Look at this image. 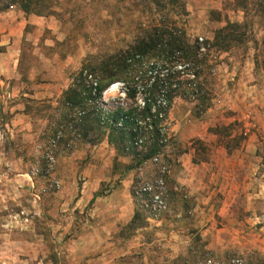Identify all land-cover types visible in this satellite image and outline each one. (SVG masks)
<instances>
[{
	"label": "rangeland",
	"instance_id": "obj_1",
	"mask_svg": "<svg viewBox=\"0 0 264 264\" xmlns=\"http://www.w3.org/2000/svg\"><path fill=\"white\" fill-rule=\"evenodd\" d=\"M78 1L73 19L28 15L42 24L24 27L18 64L24 99L12 102L0 76V264L264 259L263 193L246 191L244 169L238 170L234 193L220 190L227 179L212 175L218 163L232 159L252 160V172H264V18L244 19L234 0H183L185 15L173 19L183 23L189 38L212 41L227 22L244 25L246 20L240 30L244 39L227 52H209L201 80L208 107L179 92L158 161L139 165L133 154H118L104 136L95 145L81 132L77 136L73 117L78 110L73 114L56 89L69 88L84 58L119 48L155 16L136 8L124 12L112 0ZM7 11L21 12L17 6ZM144 65L142 71L151 70ZM134 85L128 88L134 98L114 83L92 103L103 111L141 105ZM38 86L53 87L52 97L29 98ZM184 164L205 174L207 186L196 196L172 178ZM161 167L166 170L161 201L149 206L150 198L136 193ZM137 208L141 220L131 223ZM122 214L132 218L117 222Z\"/></svg>",
	"mask_w": 264,
	"mask_h": 264
},
{
	"label": "trees",
	"instance_id": "obj_2",
	"mask_svg": "<svg viewBox=\"0 0 264 264\" xmlns=\"http://www.w3.org/2000/svg\"><path fill=\"white\" fill-rule=\"evenodd\" d=\"M111 1V0H107ZM128 12L136 8L155 16L153 23L133 39L112 51L90 55L82 61L69 88L62 93V103L73 109L75 128L95 145L104 136L120 155L133 154L137 164L155 158L167 137V118L179 92L198 102L203 109L210 102L201 84L206 57L212 50L227 52L244 39V25L227 22L214 32L212 41L191 39L183 23L173 17L185 15L183 0H112ZM78 0H0V13L17 6L25 16H55L64 21L77 15ZM234 7L247 17L264 18V0H234ZM150 71H142L144 62ZM147 66V67H148ZM149 73V76H148ZM209 74V73H208ZM114 83H121L128 98L140 90L142 104L134 108L101 110L94 102ZM136 86V87H135ZM86 90V97H83ZM91 105H87V104ZM85 108H88L85 112ZM143 153H138L142 152ZM138 151V152H137ZM135 210L131 223L141 220ZM219 264L205 260L204 264ZM225 264H264V259L229 260Z\"/></svg>",
	"mask_w": 264,
	"mask_h": 264
},
{
	"label": "crops",
	"instance_id": "obj_3",
	"mask_svg": "<svg viewBox=\"0 0 264 264\" xmlns=\"http://www.w3.org/2000/svg\"><path fill=\"white\" fill-rule=\"evenodd\" d=\"M27 23L39 26L42 24V21L36 16H25L21 12L6 10L2 14L0 13V46L4 47L3 51L0 52V76L4 79V86L10 89L7 96L11 100H14L12 102L18 99L22 100L24 96H27L24 95V79H21L24 76V72L18 65L20 56L24 54L21 45L24 40V27ZM64 89L65 86L61 85L56 89V91L58 90V96L62 94ZM53 92V87L38 86L34 88V91L28 97L34 100H43L52 97ZM251 161L232 159L225 161L223 164L218 163L219 165H217V169L215 170L216 175L213 173V177L216 179L219 177L227 179L222 181V188L220 190L227 193L237 192L238 184H240V182H237L239 176L238 170L244 169V181L242 184H244L246 191L249 192L251 190V193H263L262 198H264V172L255 173L254 171L253 173L252 168L255 166V163ZM182 167L180 175L173 173L172 178L187 188L192 195L196 196L203 187L207 186L204 184L205 174L197 172L198 166L184 164ZM256 167L261 168L262 164H256ZM245 181L247 182L245 183ZM254 184L255 188L252 190ZM131 218L132 214L128 215V217L124 214L118 215L117 222H125Z\"/></svg>",
	"mask_w": 264,
	"mask_h": 264
},
{
	"label": "built area",
	"instance_id": "obj_4",
	"mask_svg": "<svg viewBox=\"0 0 264 264\" xmlns=\"http://www.w3.org/2000/svg\"><path fill=\"white\" fill-rule=\"evenodd\" d=\"M113 87V86H111ZM110 87V88H111ZM153 162H157L158 158L157 156L153 159H151ZM166 170L164 167H161L158 171V175L153 180L152 183H143L141 187L137 190L138 196H146L150 198L149 206L158 205L161 201V186L163 184L162 177L165 175Z\"/></svg>",
	"mask_w": 264,
	"mask_h": 264
}]
</instances>
